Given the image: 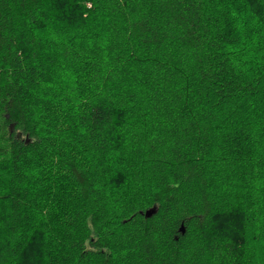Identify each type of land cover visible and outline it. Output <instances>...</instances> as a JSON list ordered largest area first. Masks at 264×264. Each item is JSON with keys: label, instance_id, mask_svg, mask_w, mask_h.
I'll use <instances>...</instances> for the list:
<instances>
[{"label": "trees", "instance_id": "1", "mask_svg": "<svg viewBox=\"0 0 264 264\" xmlns=\"http://www.w3.org/2000/svg\"><path fill=\"white\" fill-rule=\"evenodd\" d=\"M0 264H264V0H0Z\"/></svg>", "mask_w": 264, "mask_h": 264}, {"label": "water", "instance_id": "2", "mask_svg": "<svg viewBox=\"0 0 264 264\" xmlns=\"http://www.w3.org/2000/svg\"><path fill=\"white\" fill-rule=\"evenodd\" d=\"M153 213H154V210L153 209H150V210H147L146 211L145 215L146 216H150ZM180 230H181L182 233H184V227L183 226H181Z\"/></svg>", "mask_w": 264, "mask_h": 264}]
</instances>
